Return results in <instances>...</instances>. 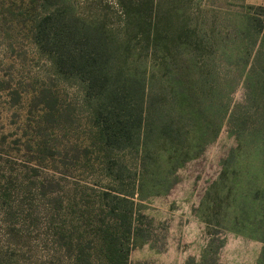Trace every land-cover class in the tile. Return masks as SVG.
<instances>
[{"label": "trees", "instance_id": "1", "mask_svg": "<svg viewBox=\"0 0 264 264\" xmlns=\"http://www.w3.org/2000/svg\"><path fill=\"white\" fill-rule=\"evenodd\" d=\"M31 1L34 44L86 107L71 166L36 143L42 161L80 176L65 190L58 182L49 188L46 223L64 264H130L131 249L150 240L146 202L170 190L176 170L216 139L224 121L236 145L205 190L199 218L264 244V6L231 10L226 41L205 21L180 22L182 0H115L116 24L106 10L85 14L72 0ZM233 70L243 79V104L231 103ZM37 84L28 98L38 128L71 127L79 118L74 103L63 102L55 85ZM44 186L37 181L38 190ZM212 241L193 264H217L225 242ZM256 264H264V245Z\"/></svg>", "mask_w": 264, "mask_h": 264}, {"label": "rangeland", "instance_id": "2", "mask_svg": "<svg viewBox=\"0 0 264 264\" xmlns=\"http://www.w3.org/2000/svg\"><path fill=\"white\" fill-rule=\"evenodd\" d=\"M72 1L85 14L106 10L109 23H117L115 0ZM182 1L185 7L180 22L192 27L196 21L200 27L205 21L210 35L217 33L226 41L233 37L227 24L231 10L239 9L240 4L264 6V0ZM31 6H35L31 0H0V264H64L63 255L53 252L46 223L49 188L58 189L63 183L65 190L80 176L72 167L65 168V175L62 168L42 161L36 143L46 142L60 152L61 159H56L71 166V143L81 138L86 107L79 103L80 96L71 83L55 77L49 57L34 44L28 20ZM229 79L231 103L243 104V79L237 70ZM39 82L55 85L63 102L74 103L79 116L72 120L75 129L63 130L62 123L53 128L50 123H42L38 128V107H31L28 91ZM235 145L236 139L224 121L216 139L176 170L170 190L146 202L142 214L150 240L131 249L130 264H193L207 243L213 240L216 244L221 238L225 243L219 249L217 264H256L262 242L228 231L217 232L199 218L198 206L205 190L217 178L221 160ZM40 179L47 182L43 190L37 189ZM59 255L62 261H57Z\"/></svg>", "mask_w": 264, "mask_h": 264}]
</instances>
